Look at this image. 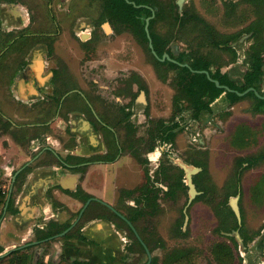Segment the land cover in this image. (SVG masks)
<instances>
[{
    "label": "rangeland",
    "instance_id": "1",
    "mask_svg": "<svg viewBox=\"0 0 264 264\" xmlns=\"http://www.w3.org/2000/svg\"><path fill=\"white\" fill-rule=\"evenodd\" d=\"M159 1L177 4V0ZM203 2L204 0H186L182 10L180 11L179 8L178 10L183 12L187 8L189 11L199 12L200 9L208 17V19L204 18L217 29L220 28L218 30L221 33L223 31L222 34L229 33L232 29L235 31L240 29V33L244 32L249 24L257 18L255 8L248 3L249 0H240L233 14H230L229 9L224 6L223 0H218L217 3L221 7L218 5L212 15L205 14L206 9ZM0 9L6 12V15L0 18V99L4 102V106L10 101L8 89L11 80L16 76L22 77L26 60L32 59V65L37 63V68H40L39 63L42 55L39 50H41L42 42L46 40L45 35L47 34L50 35L52 51L46 58L50 65L45 71H50L53 67L59 68V71L68 70L65 74L68 75L66 78L69 80L70 86H81L91 95L102 96L106 100H102V105H110L116 110L118 117L122 115L118 109L124 106V103L123 100L117 103L116 93L124 92L131 95L132 80H136L138 74L144 75L145 82L139 81L140 90L138 92L144 90L146 103L143 104L142 108L137 105H140L137 100L138 93L134 96V103L131 104L132 113L140 111L142 114L140 117L136 115L135 118H131V121L119 126L121 131L125 128L124 133L128 132V136L145 137V143L139 147V157L132 156L135 175L133 176L134 180L129 185H132L131 187L134 189L132 191L134 197H141L140 193L147 179L146 174H149L152 181H159V184H162L167 190L169 189L168 184L179 176L180 170L177 168L182 169L181 166L184 165L190 168L196 167L190 165L192 163H202L207 169L206 174L202 176V181L211 188L213 197L209 203L204 200L196 201L195 198L189 205V190L183 192L176 201L163 197L164 194H162L159 216H145L144 220L141 219L137 226L135 225L136 229L143 234L146 245L147 243L149 245L147 246L153 256L152 264L154 259L157 260L156 264H167L180 254L192 250L199 253L198 264H217L213 246L217 242L229 241L228 233L217 231L220 217H222V214H219L221 209H219L218 204L222 202L226 192L223 186L227 181L233 180L237 170H241L239 169L238 158L259 156L264 151V128H262L264 115L256 114L253 112L254 109L251 110L250 108L251 104L255 105L257 102L255 96H250L244 102H237L233 105L234 109L230 106L232 110L228 109L229 107L224 108L221 119L216 120L215 126L211 125L209 130H202L196 137L191 134L190 129L192 127L189 126V122L182 119L180 123L186 124L188 127L178 134L174 146L165 147L158 144L155 151L160 153L159 161H150L147 157L148 151L153 144H157V141H154L152 136L146 133L150 128H154L148 120L149 117L160 119V121H166L170 118L175 95V71L167 67H159L147 45L142 43L132 32L122 26L102 21L100 18L103 12L102 0H0ZM222 9L225 14L228 12L227 18L220 16ZM15 10H18L20 14H14L13 11ZM105 25H108L109 31L106 30ZM172 27L171 17L168 16L165 22H159L156 25L155 30L163 36H170ZM16 37H19L17 44L4 51L7 43ZM185 37L186 34H182L181 38L184 39ZM191 37L190 35V40ZM89 38H92V41L89 40L85 43ZM179 44L183 48V52L188 51L185 43L178 42V46ZM251 44L252 40L249 37L241 45L248 49ZM217 55L220 58L219 61H225L228 54L217 53ZM63 60L69 62H66V67ZM243 62L236 64L239 72L245 70ZM239 75L238 79H240ZM58 84L59 86L52 87L49 89V93H45V95L50 97L57 92L55 90L62 93L65 89L61 86L62 84ZM102 86L109 87L107 93L104 92L105 89ZM10 102L12 105L11 113L9 108L4 107V109L8 115L11 114V118L16 120L18 124H42L55 117V107H50L45 116L41 115L43 114L42 105L44 102L32 105L18 104V101ZM46 131L47 129L43 126L33 127L26 135L27 143L40 139ZM60 131L62 129L55 126L50 127L47 133L53 134V138L59 139L61 137ZM121 133L123 134V132ZM242 138L244 140L241 141ZM25 153L30 158L32 152L25 151ZM163 153L166 155L164 156ZM34 154L35 152L32 153V155ZM49 159L51 158L43 159L41 162L47 163ZM143 159L148 160L149 163L142 164L140 160ZM163 168H165L164 174L159 175ZM244 170L245 167H243ZM243 174L240 195V206L244 215L242 229L249 236L257 235L258 238L256 237L257 241L254 244L259 246V242L264 240V163L259 164V167L246 169ZM186 176L184 170V180L187 183ZM169 177H171L170 180ZM98 182L100 185L101 181ZM0 185L10 190L11 179L0 181ZM228 190L235 192L237 187L231 186ZM122 191L123 189L120 192ZM68 197V195H64L62 200L67 202L68 200L65 198ZM120 207L118 206V209H121ZM76 210L78 208L75 209V212ZM87 211L78 225L83 226L85 219L95 215L113 218V215L104 209L103 211H94V209ZM75 217V213L70 216L72 223L77 219ZM116 222L122 227H118V229L124 231L129 237V246L133 249L125 259L130 264L147 263L148 256L135 243L133 233L119 220L116 219ZM179 223L183 225L184 235L179 233ZM239 232L238 230L231 234L235 237L236 233ZM60 242L64 243L65 241L60 240ZM246 252L244 253L241 247L234 248L232 253L234 259L226 264L234 261H238V264H248L242 262L243 258L241 257V254H246ZM252 253L250 255L253 258L249 264H264V247L257 253L252 250Z\"/></svg>",
    "mask_w": 264,
    "mask_h": 264
},
{
    "label": "trees",
    "instance_id": "2",
    "mask_svg": "<svg viewBox=\"0 0 264 264\" xmlns=\"http://www.w3.org/2000/svg\"><path fill=\"white\" fill-rule=\"evenodd\" d=\"M224 6L229 9L230 14H233L237 9L240 1L234 2L230 0H223ZM255 8V14L257 16L254 22H251L244 32L240 34H222L218 29L210 24L203 16L197 11H189L187 8L183 12L178 10L176 3H162L159 0H102L103 12L102 21H109L114 25L122 26L126 30L132 32L142 43L147 45L149 51V38L146 32V22L148 18H151L149 30L150 36L153 42L154 50L156 51L158 58H162L164 54L168 53L172 59L176 62L168 61L162 62L156 58L153 54V59L159 65V67H167L170 70L175 71L176 80L174 82L175 95L173 97V115L168 124L161 121H150V125L154 128L147 130V134L152 136L154 141L159 140L160 145L167 143H174L178 133L184 130V126H181L180 122L177 121V117L186 115L191 119H200L203 116L213 112L211 105L226 93L229 104L227 108L232 107L233 103L239 102L249 96H255L253 92H250L244 97H240L237 93L227 92L224 88L217 87L214 81H219L222 86H227L230 89L243 93L249 88H255L260 94H264V0H249L248 2ZM154 15V17H153ZM167 15V16H166ZM171 17L172 33L170 36H163L158 33L155 28L159 22H165L167 17ZM228 16V12H226ZM242 33H252V44L249 49L245 52L246 59L244 65L246 71L239 72L241 74L240 82L234 80L227 73H223L221 68L228 66L232 63H236L238 59V53L235 49L234 43ZM182 34H186V40L182 39ZM191 37V40L189 39ZM198 39V40H195ZM178 42H183L188 47V53L181 51L178 46ZM177 43V44H176ZM152 52V51H151ZM217 53L230 54L233 59L230 62L220 60ZM187 64V65H186ZM208 72L209 76L204 73ZM259 101L257 110L264 109V100L256 98ZM229 105V106H228ZM185 119V117H183ZM241 133H238V135ZM237 135V136H238ZM244 138L241 139V141ZM155 144L151 146L150 151H154ZM166 154H164L165 156ZM261 160H264V154L257 157H247L238 160L240 171L237 170L235 177L231 180L225 189V197L218 205L220 217V224L217 231L222 233H235L240 231L241 239L244 243V250H247L249 245L255 240L257 236H249L240 227L237 218L229 207V199L231 196H235L239 191V182L243 174V167L247 164L245 169H249L259 164ZM1 161V159H0ZM197 167H202V163H192ZM162 165V162H161ZM179 176L175 177L174 180L168 184L169 190L165 192L164 196L172 200H177L178 197L184 192H187L188 186L184 182V171L181 168ZM26 169L24 172L29 171ZM79 172H84L85 168L77 169ZM165 168L159 172V175L164 174ZM23 173V172H22ZM20 173L17 180L21 177ZM205 173L198 174L194 177V183L197 185L198 191L201 192L196 201H206L213 197L211 188L206 182L202 181V176ZM168 179V178H167ZM171 177H169V180ZM158 182L159 181H154ZM231 186L237 187L235 192L228 190ZM154 185L146 191L145 194V207L154 208L159 207L158 192H163L159 189L156 191ZM75 198L80 199L85 204L92 196L85 193L82 189L77 192H69ZM14 200L11 198L8 201V194L0 195V221L3 218L4 211L7 209L8 212L16 213L17 210L13 208ZM92 205V204H91ZM90 208V206L88 207ZM110 211V209H107ZM150 212L151 214L153 212ZM147 213L144 209L140 212L137 217ZM80 211L77 213L79 215ZM113 218H108L110 221L115 223L119 228V224L116 219L125 224V226L133 233L135 243L146 253L145 248L135 236L129 225L111 211ZM77 216L75 218H77ZM132 223L137 225L136 219H129ZM73 223H59L51 221L43 229L36 230V239L38 242L48 240L52 237L58 236L65 232ZM79 224V223H78ZM179 233L184 235L183 225L179 223ZM82 225L76 226L68 234L61 239L69 240L72 238L86 241V238L81 234ZM142 239L146 242L142 235ZM229 241L216 243L213 247V253L215 259L219 263H229L234 258L232 253L234 248H239L240 243L235 237H228ZM148 245V243H147ZM233 245V247L231 246ZM37 245L27 244L26 246L18 247L8 253L7 255L0 256V264H32L34 262V255L30 252ZM149 246V245H148ZM130 246L128 251L131 252ZM133 250V249H132ZM3 249L0 247V255L3 253ZM200 260L199 253L196 250H192L186 253H182L174 260L167 264H198ZM157 260L154 259L156 264ZM37 264H42L38 262ZM59 264H90L86 261H75L68 263L62 260Z\"/></svg>",
    "mask_w": 264,
    "mask_h": 264
},
{
    "label": "flooded vegetation",
    "instance_id": "3",
    "mask_svg": "<svg viewBox=\"0 0 264 264\" xmlns=\"http://www.w3.org/2000/svg\"><path fill=\"white\" fill-rule=\"evenodd\" d=\"M13 13L14 14L15 13L20 14V12L18 10L13 11ZM4 15H6L5 10L0 9V18H2V16H4ZM105 28L107 31H109L108 25H105ZM57 34H55V35H57ZM224 34H226V35L240 34V29L237 31H234V33H224ZM251 34L252 33H242V35H240L238 37V39L235 42L237 44L234 45L236 47L235 49L237 50V53H238V59H237L236 63H232L228 66L221 68L222 72H223L224 68L230 67L232 65L235 66L238 62H243L246 59L247 56H246L245 52L249 48L248 49L244 48L241 45L243 43H240V39L245 35H251ZM45 36H46V40L42 42V48H41V50H39V51H41L40 53L42 55L41 62L39 63L40 68H37V66H38L37 63H34V65H32V63H33V62H31L32 59L28 58L26 60L24 67H23L24 69L22 71V77H20V76L14 77L11 80V84L9 86L11 88L14 85L24 84V88H25L24 92H26L29 99L27 101L22 100L19 96L21 94V92H20V94L18 93L19 95H17L16 97H14V96L12 97L10 95H8V97H10L9 100L12 101V103L18 101L17 103L18 104L21 103L22 105H32L34 103H43L44 102V104L42 105L43 114H41V115L45 116L46 115L45 113L48 111V109L50 107H55L54 108L55 117L46 120L42 124H40V123L39 124H33V125L18 124V122L16 120H13L10 116L11 115L10 114L11 108H12L11 102L8 101L7 103H5L6 107H7V105H9V107H7L10 109V113L8 115L7 112L5 111L4 107H3L4 102L1 101V99H0V118H2V121H0V137H2V135H5V134H10L16 140H19V138H20V141L24 147L25 143H27V140H28L26 138V135H27L28 131L32 130L33 127L37 128V127L43 126L48 131L50 129V127L57 126V127H60L62 129V131H60L61 137H59V139L58 138H56V139L59 140L64 145L65 150H62L61 153L57 154L51 148V146L48 145L47 139L50 137L53 138V134L47 133V131H46V133H44L40 137V139H37L41 143L40 149L37 152H35L34 155H32V153H31L29 161L24 163L20 168H18L16 171L13 172V175L10 178L11 179V185H10L11 188H10V190H7L5 193V194H8V201L11 198H13V200H14L13 208L14 209H15V202H16V200H15L16 190L19 188V186H17V182L19 180V179L17 180L18 175L20 173L24 172L26 169L32 170V168H30L29 166L32 163L40 161L41 159L42 160L46 159L44 156H46L47 158H50V157H48L49 155L55 154V157L57 158L58 164L60 166L59 168L62 172L71 173L73 175L81 174V178H82L84 176L83 174L86 173V170L92 166L113 165V164H116L117 162L121 161L122 159H127V160L131 159L132 160V156L137 157L139 155V151H140L139 147L145 143V137L144 136H142V137L141 136L140 137L139 136H132V135L128 136V132L124 133L125 128L123 129V127H122L123 131H121V129H119V126H123L124 124H126V122L131 121V118L132 119L135 118L136 115H138V117H140V115L142 114L140 111H138L136 113H132L133 109L131 110V104L134 103V101H135L134 96L137 95L138 93H139V95L137 97V100L139 101L140 105L139 104H137V105L140 108H142L143 104L146 103L145 96H144L145 93L143 92L144 90L138 92L140 90V87L138 86L139 81H141L142 83L145 82L144 75L138 74V77L136 78V80H132L133 83L130 86V89H131L130 94L131 95L128 94L129 95L128 96L124 92L116 93L115 99H116L117 103L122 102V100L124 103V106H121L118 109L122 113V115L118 117L116 115V110L113 109L110 105L109 106L102 105V103H103L102 100L105 99L102 96L91 95L90 92L86 91L81 86H70V82L66 78L68 75L66 76V74H65L68 70L64 69L62 71H59V68L53 67L50 71H47V72L45 71L47 69V67H49V65H50V63L48 61H46V58H48V56L51 54V51H52V44L49 40L50 35L47 34ZM251 37H252V35H251ZM251 37H250V40H251ZM89 40L92 41V38L87 39L85 41V43L89 42ZM18 41H19V37H16V38L10 40L7 43L6 47L4 48V51L6 49H9V48L15 46ZM39 44H41V43H39ZM179 47H180V45H179ZM181 51H183V50H181ZM166 54H168V53H166ZM229 55L230 54H228L225 58V61H227V62H230L233 59V57H230L231 55L230 56ZM158 59L161 60V58H158ZM172 60H173V62H176L174 59H172ZM63 61H64L63 64L66 67V62L67 63H69V62L66 60H63ZM243 65H244V63H243ZM42 66H43V68H42ZM244 67H245V70L243 72L245 73L247 68L245 65H244ZM223 73H227L228 75H230L229 72H227V71L223 72ZM238 75H239V73L236 74L235 76L230 75V77H232L234 80L240 82V79H242L241 74L239 75L240 79H238ZM56 81H57V83H56ZM58 83H60V85L62 84L61 86H63L65 90L62 93H59L60 91L55 90L57 92H55L54 95H51L52 97L46 96L45 93L48 94L49 89H51L52 87L55 88L56 85L59 86ZM58 86H57V88H58ZM134 86H136L135 87L136 89L134 88ZM102 88L105 89L104 92H106L107 89H109V87H103V86H102ZM255 91L258 92L256 89H255ZM251 92H253V94L255 95V99L256 98L261 99L259 96L256 95V93L254 91H251ZM263 92H264V89H263ZM0 94H1V90H0ZM260 95L264 97V94H260ZM249 97H247V98H249ZM247 98H244L241 101H245V100H247ZM13 99H15L16 101H14ZM261 100H264V99H261ZM104 101H106V100H104ZM236 103L237 102L233 103V105H235ZM213 104L211 105L213 112L203 116V118H200L197 120H195V119L190 120V118L187 117L186 115H182L181 117L178 116L176 119L178 122H181L182 119L184 120L183 117H185V120L187 122H189L188 123L189 126L192 127L190 129L191 134L193 135V137H196L199 135V133L202 130L206 131V128L207 127L210 128L211 125L215 126L216 120L221 119V115L224 111L215 113ZM233 105H232V107H233ZM251 105L252 106H250V108H251V110L254 109V111H253L254 113L264 115V109L256 111V108H258V106H259V101L255 102V105L254 104H251ZM172 107H173V102H172ZM231 108H228V109H231ZM172 115H173V110L171 112L170 118L166 121H161V122L168 124L169 121L171 120ZM155 120L160 121V119H153V117H149L148 122L150 123V121H155ZM79 121H81V124H84L85 130H83V131L87 135V136H85L83 142H86V141L89 142L90 141L94 145H96L89 155H84V153H82V154L76 153L80 149L82 150V147H83L82 146L83 142L80 141L81 137H79L73 131L74 122H79ZM180 124H181V126L185 125L184 129H186V127H188V125H186V124H183V123H180ZM262 128H264V122H263ZM121 132H123V134ZM177 137H178V135H177ZM177 137H176L174 143H167V144L165 143L163 145L165 147L174 146V144L176 143ZM98 140H99L100 146L103 147V150L101 149V147L98 146V144H97ZM158 144L160 146L159 140H157V144L155 146L154 151H150V149L148 151L149 155L147 157H149L150 161H153V162L159 161L158 157H159L160 153L158 151H155L158 148ZM163 145H161V146H163ZM41 152L44 153V156H43V154H41ZM45 153H46V155H45ZM262 153H264V151L261 152L260 154H262ZM150 156H151V158H150ZM257 156L258 155L251 156V157H257ZM242 158H247V157H240V158H238V160L242 159ZM0 159H1V161H0V163H1L2 162L1 156H0ZM140 161L142 162V164H145V162H147L148 160L143 159ZM41 163L43 164L44 162H41ZM48 163H51V161H48ZM147 163H149V162H147ZM262 163H264V160L259 162V164H262ZM259 164L256 166H253L249 169L259 167ZM190 165H193V164H190ZM244 166L246 167L247 164H245ZM80 168H85V171L79 172L77 169H80ZM197 168H200L202 170L199 174L207 172V169L204 166L197 167ZM245 170L243 172H245ZM243 175L244 174H242V176L240 178L238 194L235 196H231L229 199V203H228L229 207H230L231 198L240 197V195H241ZM146 178H147L146 182L142 187V192L140 193L141 197L135 198L134 197L135 195L132 192L133 190H130V191H128V190L124 191L123 190L122 192H120L118 204L116 206H113V205L108 204L104 200H101V199H99L93 195H90V196H92L91 199H95L90 203V205H89L90 209H94V211H97V210L103 211V209H104L111 214L112 210L109 208V206H112L117 212H119L123 216H125L126 219H128V220L132 219V218L136 219L137 224L141 221V219L144 220L143 218H145V216H153V217L159 216L160 209H161V200H162L161 196H162V194H165V192L168 191L169 189L165 190L164 187L162 186V184H159L158 182L152 181L149 174H146ZM97 181H101V180L98 178ZM184 182H185V180H184ZM230 182L231 181H227L226 184H228ZM185 184H186V182H185ZM153 185L155 186L154 189L156 191H159V189L160 190L162 189L163 192H158V194H159V199H158L159 207L154 208L152 211V208L151 209L150 208H144L145 207V199L144 198H145L146 191L149 188H151ZM196 187H197V185H196ZM223 187H226V186H223ZM259 187L262 188L261 186H259ZM79 189H82V188L79 187L77 189V191ZM188 190H189V187H188ZM163 197H165V196L163 195ZM76 199H78V198H76ZM132 201H133V203L131 205L130 203ZM118 206H121L120 207L121 209H118ZM122 207H124V209H122ZM107 209H110V211ZM144 209L147 211L148 214L146 212L145 213L143 212L142 215L137 217V215L140 212H142ZM151 211L153 212L152 214L150 213ZM17 213H18V210L16 213H11V212H8L6 209L4 211L2 219H4V217L7 214L15 215ZM78 216H77V218H78ZM94 217H99L100 219H104L106 221L112 222L108 219L109 217H107L105 215H95ZM242 218H243V214H242ZM132 225L136 229L137 225L135 226L134 223H132ZM182 229H183V227H182ZM136 231H137V229H136ZM137 233L142 238L143 234L138 232V231H137ZM135 236H136V234H135ZM144 243L146 244V242H144ZM247 250H249V247ZM242 262H244V261L242 260ZM230 264H238V261H234L233 263H230Z\"/></svg>",
    "mask_w": 264,
    "mask_h": 264
},
{
    "label": "crops",
    "instance_id": "4",
    "mask_svg": "<svg viewBox=\"0 0 264 264\" xmlns=\"http://www.w3.org/2000/svg\"><path fill=\"white\" fill-rule=\"evenodd\" d=\"M217 1L218 0H204L203 6L206 9L205 14L212 15L214 9L220 5ZM230 1L237 2L240 0ZM198 11L200 15L208 19L200 9ZM224 14L225 11L222 9L220 16L225 17L226 14ZM218 29L220 30V28ZM234 31L235 29H232L229 33H234ZM180 49L183 50L181 46ZM226 71L233 76L239 73V69L236 65L224 68L223 72ZM19 85H14L11 88L9 87L8 93L10 96L16 97L21 92L19 95L20 98L27 101L29 97L26 92H24V84ZM227 104H229L228 97L224 94L222 98L218 99L213 104L215 113L223 111L224 108L227 107ZM3 107L7 108L9 105ZM232 109H234V107ZM208 128L209 127H207L206 130H209ZM83 130H85V126L81 124V121L74 122L73 131L81 137V142H83L85 136H87ZM47 143L57 154L65 150L64 145L55 138H48ZM97 144L101 147L99 140ZM82 146V150L80 149L76 153L89 155L96 145L90 141H86L82 143ZM40 147L41 143L37 139L31 143H25L23 147L20 138L16 140L10 134L2 135V137H0V156L2 157V162L0 163V181L11 178L14 171L29 161V155H26L25 151H29L30 153L37 152ZM101 149L103 150V147H101ZM43 152H41V154L44 156ZM44 157L47 158L46 156ZM48 157L51 158L49 159L51 163L47 162L42 164V159L32 163L29 166L32 170L23 172L17 182L19 188L16 190L15 195V209L18 210V213L15 215L7 214L4 219L0 221V247L4 250L0 256L18 247L32 244L37 245L30 250L34 255V262L32 264H37L38 262L42 264H59L62 260L68 263L86 261L90 264H130L128 260L125 259L129 253V237L124 231L118 229L114 223L100 219L99 217L93 216L85 219V223L80 232L86 238V241H81L76 238L69 240L57 238L50 241L38 242L36 239V230H43L51 221L59 223L69 222L72 219H70V216L73 213L77 216V213L82 209L84 204L79 199L68 194L67 191L75 193L79 187L82 188L85 193L104 200L110 205L116 206L119 202L118 199L122 189L124 191L134 190L133 187H131L132 185H129L134 180L133 176L135 175L132 160L130 158V160L122 159L113 165L92 166L86 170V173H84V176L81 178V174L73 175L71 173L62 172L55 154L49 155ZM98 178L101 180L100 185H98ZM226 185L228 184L224 186ZM62 186H70L71 188L67 190ZM197 189L198 188H196V190ZM197 192L199 191L197 190ZM200 194L202 193L199 192V195ZM64 195L69 196V199L65 198L68 200L67 202L62 200ZM198 196H196V198ZM236 198H238V206L242 216L243 211L240 206V197ZM132 203L133 201L130 204L132 205ZM191 203L189 200V205ZM77 208L78 210L75 212ZM89 209L90 208H87V210ZM242 219L244 220V215ZM227 236L233 237V234L228 233ZM257 238L251 243L253 244L252 246L251 244L249 245V250H247L246 254H241L245 263L249 264V261L253 258V256L250 255L252 250L257 253L260 251V248L264 247V240H262L263 242H259V246H257L258 244L255 246L254 243L257 241ZM60 240H64L65 242L62 243ZM240 247L243 248L241 245ZM243 251L245 253L246 250L243 248ZM217 264L226 263L217 262Z\"/></svg>",
    "mask_w": 264,
    "mask_h": 264
},
{
    "label": "water",
    "instance_id": "5",
    "mask_svg": "<svg viewBox=\"0 0 264 264\" xmlns=\"http://www.w3.org/2000/svg\"><path fill=\"white\" fill-rule=\"evenodd\" d=\"M185 3H186V0H177V5H178L180 11H181L182 8L184 7ZM153 17H154V15H153ZM150 20H151V18H148V19H147V22H146V28H145V29H146V32H147V36H148V38H149V46H150V49H151L153 55H154L156 58H158V55H157L156 51L154 50L153 42H152V39H151V36H150V30H149ZM249 37H251V35H245V36H243V37L240 39V43H244ZM236 44H237V43H235L234 45H236ZM166 60L173 61V60L170 58L169 54H165V55L163 56V58H161V61H162V62H165ZM204 73H206V74L209 76V73H208V72H204ZM214 82L216 83L217 87H219V88H224V89H226L227 92L237 93V95H239L240 97H243V96H245L246 94H248L249 92L254 91V92L256 93L257 96H259L261 99H264V97L261 96L258 92H256L254 88H250V89H248L247 91H245V92H243V93H240V92L233 91L232 89H230V88L227 87V86H222V85L220 84L219 81H214ZM181 167H182L183 170H185L186 175H187V176H186V177H187V183H186V184H187V186L189 187L190 203H191V202L193 201V199H195L196 196L199 195V192H197L196 187H195V184H194V182H193V177H194L195 175L199 174L202 170H201L200 168H197V167H192V168H190V167H188V166H186V165L181 166ZM62 187H63V188H66L67 190H69V189L71 188L70 186H68V187L62 186ZM93 200H95V199H90V200H88V201L84 204L83 208L81 209V211H80V213H79V216H78L77 220H76V221H75V222H74V223H73V224H72V225H71V226H70L65 232H63L62 234H60V235H58V236L52 237V238H50V239H48V240H45V241H50V240H53V239L62 238V237H64L66 234H68L71 230H73V229L78 225V223H79L80 220L82 219V217H83L85 211L87 210V208L89 207L90 203H91ZM230 207L232 208V210H233V212H234V214H235V216H236V218H237V220H238V223H239V225L241 226V225H242V216H241V212H240V209H239V206H238V198H231V200H230ZM109 208H110V209H111L116 215H118L122 220H124V221L129 225V227L133 230V232L136 234V237L138 238V240L141 242V244H142L143 247L145 248L146 254H147V256H148V261H147L146 264H152V260H153L152 253H151V251L149 250L148 246L144 243V241L142 240V238L138 235V233H137L135 227L132 225V223H131L128 219H126V217L123 216L121 213L117 212L112 206H109ZM187 220H188V219H187ZM233 236H234V235H233ZM235 237H236V239L238 240V242L240 243V245L244 248V243H243V241H242L241 236L239 235V233H236ZM45 241H44V242H45ZM12 251H13V250H12ZM10 252H11V251H10ZM10 252H8V253H10ZM8 253H6V254H4V255H7ZM4 255H2V256H4ZM2 256H1V257H2Z\"/></svg>",
    "mask_w": 264,
    "mask_h": 264
},
{
    "label": "built area",
    "instance_id": "6",
    "mask_svg": "<svg viewBox=\"0 0 264 264\" xmlns=\"http://www.w3.org/2000/svg\"><path fill=\"white\" fill-rule=\"evenodd\" d=\"M6 191H7V189L4 186L0 185V195L5 194Z\"/></svg>",
    "mask_w": 264,
    "mask_h": 264
}]
</instances>
